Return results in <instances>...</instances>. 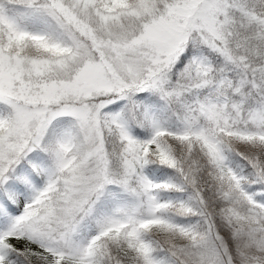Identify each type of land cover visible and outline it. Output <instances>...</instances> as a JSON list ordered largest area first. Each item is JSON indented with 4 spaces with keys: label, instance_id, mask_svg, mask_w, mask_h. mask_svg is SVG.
Here are the masks:
<instances>
[{
    "label": "snow or ice",
    "instance_id": "1",
    "mask_svg": "<svg viewBox=\"0 0 264 264\" xmlns=\"http://www.w3.org/2000/svg\"><path fill=\"white\" fill-rule=\"evenodd\" d=\"M0 264H264V0H0Z\"/></svg>",
    "mask_w": 264,
    "mask_h": 264
}]
</instances>
